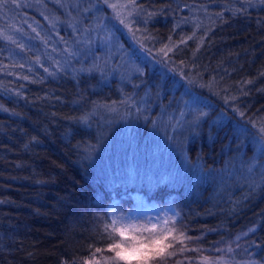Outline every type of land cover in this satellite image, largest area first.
<instances>
[{
    "label": "trees",
    "instance_id": "obj_1",
    "mask_svg": "<svg viewBox=\"0 0 264 264\" xmlns=\"http://www.w3.org/2000/svg\"><path fill=\"white\" fill-rule=\"evenodd\" d=\"M17 2L0 9L12 37L0 38V264H79L108 244L100 217L112 196L128 206L132 190L159 203L179 192L194 230H223L206 243L253 225L231 254L264 259V169L249 172L253 146L233 140L236 124L264 123V3L135 0L144 34L127 39L102 0ZM166 44L178 46L159 54L165 71L150 68L139 49L158 57ZM192 97V113H209L199 127ZM114 101L118 112L80 121ZM201 167L215 174L201 179ZM129 171L141 180L125 184Z\"/></svg>",
    "mask_w": 264,
    "mask_h": 264
},
{
    "label": "snow or ice",
    "instance_id": "obj_2",
    "mask_svg": "<svg viewBox=\"0 0 264 264\" xmlns=\"http://www.w3.org/2000/svg\"><path fill=\"white\" fill-rule=\"evenodd\" d=\"M8 2L9 0H0V9L6 8ZM11 3L16 8L22 6L17 2V0H11ZM102 3L113 10V14L119 20L120 24H123L126 28H128L129 32H132L135 37V32L132 29V22L128 19L133 13L132 11L125 12V9L129 7L135 10V0H129L128 4L110 3V0H102ZM261 3H264V0H261ZM33 31H35V29H33ZM0 38L12 40L11 36L2 31H0ZM191 38L192 37H189L188 39ZM107 39L110 41L111 37H108ZM169 40L171 41V38H169ZM13 42L15 43L14 40ZM90 42L91 41H88V43ZM181 42L183 43L184 41ZM176 46L178 45H173L172 47L164 45L163 48L157 50L158 54H163L164 57H167L168 53ZM65 51L67 52L68 50L66 49ZM68 54L72 57L77 55L76 52H69ZM37 62H39V58H37ZM40 66L43 67V64ZM20 67H23V65H20ZM56 67L60 71L65 70L59 63H57ZM45 71H48V69H45ZM79 71L83 72L86 71V69L81 68ZM87 71H91V69H87ZM53 74L54 73H50V75ZM24 79H28V77H24ZM248 83L252 82L248 81ZM233 99H235V97H233ZM225 100L227 102V97H225ZM120 103L135 106V102L131 97H128ZM199 103L200 100L198 97H192L190 103L188 101H184V105L189 110V113L195 116V119L192 121V125L194 127H199L202 122H207V118L209 116V113L202 109L198 112L192 113L193 106H196ZM99 108L113 113L119 111L117 102L115 101L111 105L95 104L93 111L85 113V115L81 116L79 118L80 121L87 125L88 121L96 113V109ZM234 110L239 111L238 109ZM136 111L139 112L140 109L137 107ZM184 115L185 112L181 111L180 116L184 117ZM239 115L243 117L244 113L239 112ZM250 123L251 128L247 123H238L235 125L233 130V140L241 141L238 148H247L249 145L253 146L255 156L252 158V162L248 167L249 172H251L254 168H257L258 162L259 168L257 170L264 169V123ZM88 126L90 127V125ZM176 126L183 127L180 120L176 121ZM173 131H175V127L173 128ZM214 174L215 171L213 169H208L205 173L204 169L202 167L200 168L201 179L211 178ZM261 175L264 177V172H262ZM167 178L170 181H174L176 176L169 174ZM161 179H163V177L156 180V186H159ZM140 180L141 177L138 173L129 171L125 176L124 183L135 184ZM103 197L104 200L108 199L109 193L106 191L103 192ZM140 204H143L142 200L140 201ZM98 207L104 209L103 200ZM169 210L171 215H157L155 217H150L140 216L139 214L134 215L132 212L124 213L121 210L118 201L108 205V207L104 209V215L100 217L102 222L101 236L108 240V244L105 248H96L95 251L90 254V258L84 259L83 264H101L102 261L103 264H169L170 261H172V264H184L183 260H173L172 258L177 257L178 254L182 255L186 251L212 252L211 249L189 247L185 241H191L193 238L186 235V229L183 224V218L180 211L176 210V208L172 206L171 202L169 204ZM255 230V228L249 229L250 232H254ZM244 235H247V233ZM239 239L240 237L238 236L236 240L238 241ZM225 243L227 244V242ZM177 244L180 245L179 248L176 247ZM236 246L239 247V244L237 243ZM233 251L234 249L231 244H228L226 248H215V252L222 254H231ZM104 252L111 253V255H101L100 258H97V253L102 254ZM185 259L188 258L185 257ZM200 260L202 264H231V260H225L223 255L216 257V259H213L212 255H202ZM64 264H67V262H64ZM73 264H75V262H73ZM189 264H191V261H189ZM246 264H261V262L253 259L247 261Z\"/></svg>",
    "mask_w": 264,
    "mask_h": 264
},
{
    "label": "rangeland",
    "instance_id": "obj_3",
    "mask_svg": "<svg viewBox=\"0 0 264 264\" xmlns=\"http://www.w3.org/2000/svg\"><path fill=\"white\" fill-rule=\"evenodd\" d=\"M110 3L127 4L125 0H110ZM109 10L113 13V10L111 8H109ZM127 11H132V13H134V10L131 7L125 9V12ZM137 12L139 13V10H137ZM128 19L133 23V20L137 19V17H135L132 14V16L129 17ZM118 24L124 31L126 35L125 37H127V39H132L131 38L133 36L132 32H129V30L126 29L123 24H120V23ZM132 29H133V25H132ZM134 32H135V35L144 34V30L142 26L140 25H138L135 28ZM166 45H169V44H166ZM160 48H163V45H160ZM148 50L149 49L146 50V48L139 49V53L145 56L143 60L149 64L150 68L152 67V65L158 63L157 68H160L161 71H165V66L164 64H162L165 62L161 63V60H159V54H158V57H156V55H154V51H148ZM156 59L157 61H155ZM166 68L170 69L171 67L167 65ZM131 192H132L131 193V198H132L131 205L124 206L123 204L119 203L120 208L124 213L132 212L134 215L139 214L140 216H150V217H155L157 215H160V216L171 215V212L169 210V204L171 202L172 206L175 207L176 210L180 211L181 213V216L183 218V224L186 229V235L193 238L191 241H185V243H187L189 247H197L200 249H211L212 250V252L186 251L182 255L178 254L177 257H173L172 258L173 260H177V259L183 260L184 264H189V261H191V264H202L200 260V257L202 255H212L213 259H216V257L223 255L225 260H231V264H246L247 261L253 260V259L260 261L261 264H264V259L258 258L257 256L253 255L252 251L250 250H247L243 253H239L237 255L222 254V253L215 252L216 247L226 248L228 244H231L232 248L235 249L237 243L239 244L240 241L243 240L245 236L244 234L245 233L248 234L250 232L249 229L252 228L253 225L249 228L239 229V231H237L236 233L234 232L233 234L227 235L226 237H223L222 235H220L218 238L213 240L211 243H206L203 240L206 234L214 232L215 230L217 232L222 231L223 233V230H220V229H214V230L210 229L211 231L208 229L194 230L191 227V225L188 223V221L182 215L183 198L179 192L174 191L169 196H165L164 200L161 203H159L157 199L149 197L141 190H132ZM141 200L143 201L142 205L140 204ZM113 202H117L115 195L112 196V199L110 200L109 205H111ZM238 236L240 237V239L237 241L236 238ZM196 238H199V239H196ZM225 242H227V244ZM106 246L107 245L99 247V248H105ZM176 247L179 248L180 245L177 244ZM94 251L95 250H93L92 252ZM90 254L87 257L81 259L79 264H83L84 259L90 258ZM101 255H111V253L104 252L102 254L101 253L96 254L97 258H100ZM185 257H187L188 259H185ZM101 264H103V261L101 262ZM169 264H172V261H170Z\"/></svg>",
    "mask_w": 264,
    "mask_h": 264
}]
</instances>
